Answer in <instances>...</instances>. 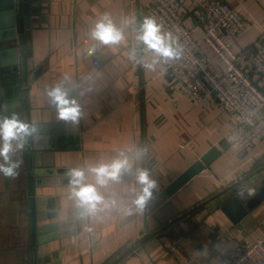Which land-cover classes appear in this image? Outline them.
I'll list each match as a JSON object with an SVG mask.
<instances>
[{"label":"crops","instance_id":"obj_1","mask_svg":"<svg viewBox=\"0 0 264 264\" xmlns=\"http://www.w3.org/2000/svg\"><path fill=\"white\" fill-rule=\"evenodd\" d=\"M148 1L27 0L30 8H37L29 15L25 38L27 66L37 75L28 87L29 107L22 119L36 126L38 143L50 150L52 165L33 166L31 175L44 182L35 187L36 224L54 226L45 234L56 235L37 264H180L163 234L174 238L185 256L219 264L242 239L264 236V199L236 224L219 208H207L218 194L229 196L232 187L245 188V197L247 190L258 187L253 179L264 165V137L251 153L239 155L231 112L220 108L213 94L192 103L164 62L152 65L154 56L136 39ZM199 1L180 0L179 13L188 27L196 25L190 9ZM224 1L248 22L234 47L256 49L264 29V0ZM104 14L124 26L125 40L119 44L92 39L91 29ZM132 17L135 26L124 25ZM194 33L200 35L201 29L197 26ZM65 75L77 85L73 95L82 112L77 122L59 119L45 94L46 87ZM252 77L264 93V80ZM262 115L264 119V107ZM129 146L145 150L134 166L148 169L156 181L144 209L78 216L66 169L110 158ZM20 152L16 174H0V264H33L29 173L24 147ZM44 168L50 171L40 175ZM138 187L133 177H126L109 191L127 204Z\"/></svg>","mask_w":264,"mask_h":264},{"label":"built area","instance_id":"obj_2","mask_svg":"<svg viewBox=\"0 0 264 264\" xmlns=\"http://www.w3.org/2000/svg\"><path fill=\"white\" fill-rule=\"evenodd\" d=\"M180 0H149L142 8L143 17L152 18L162 33L170 34L179 55L160 60L176 79L178 90L194 104L202 103L210 94L220 108L231 112L233 143L245 156L264 137V93L259 80H264V29L257 38V48L236 49L234 43L248 28L240 12L224 0H201L193 3L190 14L196 25L188 27L179 13ZM197 26L200 35H195ZM213 53L219 64L208 54ZM144 52L155 56L147 46ZM236 194L244 198L245 188ZM167 248L180 258V264H203L185 256L177 241L162 235ZM219 264H264V236L242 239Z\"/></svg>","mask_w":264,"mask_h":264},{"label":"clouds","instance_id":"obj_3","mask_svg":"<svg viewBox=\"0 0 264 264\" xmlns=\"http://www.w3.org/2000/svg\"><path fill=\"white\" fill-rule=\"evenodd\" d=\"M135 24V17L124 21V25L135 26ZM90 35L92 39L104 45H115L125 40L124 26L117 25L109 14L102 15L95 22ZM136 39L155 53L152 65L161 58L179 55L173 47L170 34L162 33L160 25L150 17H145L138 25ZM93 50L89 49V52ZM76 86L72 78L65 75L62 81L45 89L49 102L55 107L57 117L61 120L77 122L82 115L81 105L73 95ZM35 131L36 126L21 119L19 113L0 112V174L6 176L16 174L19 160L13 157L25 146L28 138ZM144 155L143 148L134 149L129 146L116 150L110 158H101L82 166L68 167L65 176L77 215L92 218L110 211L127 212L133 206L137 210H143L156 188V181L150 176L149 170L134 166L135 160ZM126 177H133L139 187L130 202L124 204L109 190Z\"/></svg>","mask_w":264,"mask_h":264},{"label":"water","instance_id":"obj_4","mask_svg":"<svg viewBox=\"0 0 264 264\" xmlns=\"http://www.w3.org/2000/svg\"><path fill=\"white\" fill-rule=\"evenodd\" d=\"M37 8H30L27 0H0V112H17L22 119L23 113L28 112V87L32 84L36 75L27 66L25 38L29 29V15ZM23 149V148H22ZM22 149L18 150L17 159L20 162ZM25 163L27 164L28 177V201L30 218V245L33 264L40 263V256L47 250V242L56 235L45 234L54 226H38L35 217V187L42 186L44 182L34 180L31 173L33 166L52 165L49 149H44L38 143L35 132L28 138L24 146ZM40 170L44 175L50 170ZM35 172H38L35 170ZM253 181H258V187L247 190L244 198L236 194L238 188L232 187L229 196L221 198L223 192L208 203L207 208L215 206L234 224L241 221L251 209L264 199V165L255 172ZM254 173L252 175H254ZM44 234V235H43ZM160 237V235H158ZM29 253V252H28ZM26 264V263H22Z\"/></svg>","mask_w":264,"mask_h":264}]
</instances>
